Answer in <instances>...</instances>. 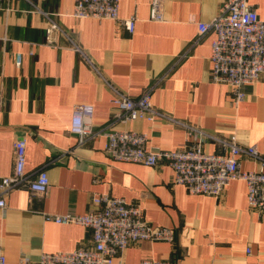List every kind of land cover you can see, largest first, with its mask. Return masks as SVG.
<instances>
[{
	"label": "crops",
	"instance_id": "obj_1",
	"mask_svg": "<svg viewBox=\"0 0 264 264\" xmlns=\"http://www.w3.org/2000/svg\"><path fill=\"white\" fill-rule=\"evenodd\" d=\"M152 0H121L120 15L138 17L133 33L117 21L72 15L75 0H0V174L15 169L14 141L27 139L26 172L46 169V195L15 189L0 207V255L10 264L24 256L38 264L42 252L72 251L89 243L91 231L57 223L48 215L85 213L96 193L141 205L152 226L173 228L174 242L142 240L114 264H141L146 257L174 264H264V212L249 207L247 184L235 179L219 199L192 194L174 183L169 165L148 166L112 158L106 137L81 145L71 132L75 107H93L94 128L114 122L145 133L149 145L174 150L193 143L187 126L158 119L121 121L114 92L133 98L153 87L152 102L167 115L219 137L236 135L264 153V76L244 87L238 103L225 83L211 80L214 31L199 37L225 0H163L164 20L150 18ZM264 19V0H249ZM61 30L46 41L47 17ZM22 60L17 62V55ZM107 81V82H106ZM222 151L215 141L204 145ZM258 163L241 159V168Z\"/></svg>",
	"mask_w": 264,
	"mask_h": 264
},
{
	"label": "built area",
	"instance_id": "obj_2",
	"mask_svg": "<svg viewBox=\"0 0 264 264\" xmlns=\"http://www.w3.org/2000/svg\"><path fill=\"white\" fill-rule=\"evenodd\" d=\"M120 1L75 0L72 15L76 18L111 19L133 33L138 17H122ZM45 15L46 41L53 44L61 28L51 16ZM150 18L154 21L164 20L163 0L151 1ZM198 31V39L209 31L215 32L211 42V80L227 84L236 103L243 100L244 87L264 76V19L259 17L249 0H225L211 21L198 23ZM21 60L18 54L17 62ZM107 84L114 92L113 102L121 111V121L147 118L182 124L194 134V141L174 150L153 147L149 145L145 133L116 128L114 122L118 118L105 127L95 129L93 107L78 104L71 132L78 137L79 144H87L96 136L103 135L106 137L105 151L112 158L152 167L169 165L174 170V183L184 185L192 194H206L220 199L231 181L244 180L249 207L264 212V153L257 144L244 146L238 143L234 134L229 138L219 137L167 115L154 106L153 87L140 97L133 98L109 82ZM210 140L217 142L223 150H206L203 145ZM26 150V137H17L14 141V173L0 174L2 208L6 206V196L15 189L26 188L31 195H46L49 191L50 179L46 169H40L35 175L26 172ZM244 157L257 162L258 168L242 169L241 159ZM90 202L93 208L85 213L69 210L63 214L48 215L57 223L77 224L89 229L92 234L90 242L72 251L42 252L38 264H114V259L136 242L151 240L172 243L175 240V229L152 226L138 203H129L123 197L109 193L93 194ZM0 264H10L4 254L0 255ZM19 264H31V260L24 256ZM141 264L174 263L171 259L146 257Z\"/></svg>",
	"mask_w": 264,
	"mask_h": 264
}]
</instances>
